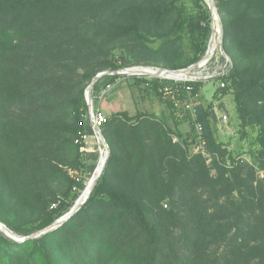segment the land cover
I'll return each instance as SVG.
<instances>
[{
	"label": "trees",
	"instance_id": "16d2710c",
	"mask_svg": "<svg viewBox=\"0 0 264 264\" xmlns=\"http://www.w3.org/2000/svg\"><path fill=\"white\" fill-rule=\"evenodd\" d=\"M177 2L0 0V223L25 239L0 231V264H264V0L217 3L234 63L222 92H234L243 128H260L258 167L220 161L228 151L213 137L211 109L196 108L210 163L160 118L113 113L102 128L110 155L87 201L27 239L69 213L75 202L62 199H79L90 180L77 183L69 169L92 132L83 116L93 79L142 63L185 67L182 36L148 45L180 26ZM119 76L99 78L91 98ZM59 202L67 208L56 215Z\"/></svg>",
	"mask_w": 264,
	"mask_h": 264
},
{
	"label": "rangeland",
	"instance_id": "374dc122",
	"mask_svg": "<svg viewBox=\"0 0 264 264\" xmlns=\"http://www.w3.org/2000/svg\"><path fill=\"white\" fill-rule=\"evenodd\" d=\"M217 3L218 0H178L177 6L182 16L180 26L169 37L162 40L149 41L148 45L156 50L174 37L182 36L184 43L180 55V63L185 66L184 68L193 65V59L199 47L203 45L206 47L205 54L209 48L214 32L215 17L212 13L213 7L216 9L218 14L217 20L223 30L222 18ZM222 32V53L228 55L224 48V31ZM141 65L150 66L143 63ZM141 65L134 67H141ZM155 67L163 68L160 66ZM144 81L141 80L140 76L123 77L121 75L117 77L111 86L99 91L94 100L91 98L95 113H100L105 118L117 112H127L131 116H156L165 122L167 130L173 140L178 139L181 144L194 145L196 143L195 134L198 121L197 118L192 117L191 113L185 107V104L190 101L191 97L185 93L182 87L175 88L169 82H156L155 84L158 87L154 89V84L147 86V83L145 84ZM166 87H170L168 94L165 92ZM199 95L198 98L193 100L195 102V109L197 107H203L211 109V111L215 110L220 116L226 115L228 117L227 121H224L222 118L217 123H212L215 141L222 144L228 151L223 161L219 157L220 161L230 167L234 161L240 159L258 167L255 156L260 149V128L258 126H248L247 128L241 126L234 92L232 90L224 92L217 90V83H214L202 86ZM83 119L85 123H90L92 132H86L81 137V148H84L82 150V160L76 169H69V174L77 183L83 182L87 184V181L91 178L98 166L102 151L106 152L109 148L101 139L99 141L96 139L89 110L84 112ZM188 149L191 150L192 147H188ZM260 174L264 176V172H260ZM77 186L73 188V195L78 194ZM77 200H73L72 198L62 199L68 205H72L74 202L76 203ZM59 205L60 202L54 206L56 215L62 214L67 208L65 204L61 208H59ZM50 217L46 221L50 220Z\"/></svg>",
	"mask_w": 264,
	"mask_h": 264
},
{
	"label": "built area",
	"instance_id": "2783aa9c",
	"mask_svg": "<svg viewBox=\"0 0 264 264\" xmlns=\"http://www.w3.org/2000/svg\"><path fill=\"white\" fill-rule=\"evenodd\" d=\"M212 13L215 17L213 36L205 56L198 63L178 70L141 65V67H133L117 71L119 72L118 75L128 77L140 76L141 80H145L147 86L153 85L156 82L165 81L169 82L175 88L182 87L185 93H187L188 96L191 97L190 101L185 104V107L191 113L192 117L196 119L198 116L197 110L195 109V102L193 100L200 96L199 92L201 87L207 84L217 83V90H224L227 87V82L225 81V79L230 76L234 68L233 61L229 57V55H225L224 53H222L223 30L221 25L218 23V14L214 7L212 8ZM218 28L220 29V31L219 35L217 36L216 31L218 30ZM215 38L219 40V46L216 51L212 52L211 44ZM165 92L166 94H168L170 92V87H166ZM89 116L96 139L98 141L99 139H101L103 143H105L101 128L106 123L107 118H105L100 113H95L94 108L92 107L91 109L90 106ZM219 116L220 115L217 114L218 120L222 118L224 121L228 120V117L226 115L220 116V118ZM82 136L83 135H81V137ZM195 141L196 143H194V145H188L189 148L192 147V149H189V151L192 154H202L204 157L209 159L208 163H210L212 159L207 149V141L204 138L203 126L200 123L196 124ZM174 142L180 143L178 139H174ZM83 149L81 148V151Z\"/></svg>",
	"mask_w": 264,
	"mask_h": 264
},
{
	"label": "water",
	"instance_id": "95a60500",
	"mask_svg": "<svg viewBox=\"0 0 264 264\" xmlns=\"http://www.w3.org/2000/svg\"><path fill=\"white\" fill-rule=\"evenodd\" d=\"M118 74H119V72H112V73L104 72V73H100L99 75H97L93 79L92 83L90 84V86H89V88H88V90H87V92L85 94L87 103H88V105L90 106L91 109H92V106H91V104H92L91 91H92L95 83L98 81V79L101 78V77H103L104 75H118ZM212 118H213V120H214L215 123L218 122V117H217V113H216L215 110L212 111ZM109 155H110V151L108 150L107 151V157H106V160H105V165L107 163V160L109 158ZM105 165H104V167H105ZM104 167L102 169L101 174L103 173ZM101 174L99 175V177L101 176ZM91 192H92V190L89 192V195L91 194ZM88 197L84 200V202L82 203V205L87 201ZM77 204H78V202L75 203L74 207L70 210L69 213L65 214L64 216H62L61 218H59L58 220H56L49 227H47V228L39 231L37 234L29 236L27 239L36 238L37 236H39L41 234H45V233H47L49 231H52V230L58 228L59 226L63 225L65 222H67L81 208V206H78ZM0 225L4 226L2 223H0ZM0 231L3 232L5 235H7L9 238L13 239L14 241H17V242H23V241H25L24 238H19L17 236L11 235L6 229H3L1 226H0Z\"/></svg>",
	"mask_w": 264,
	"mask_h": 264
},
{
	"label": "bare ground",
	"instance_id": "6f19581e",
	"mask_svg": "<svg viewBox=\"0 0 264 264\" xmlns=\"http://www.w3.org/2000/svg\"><path fill=\"white\" fill-rule=\"evenodd\" d=\"M219 31L220 29L218 28V30L216 31V34L217 36L219 35ZM219 46V40L217 38H215L213 41H212V44H211V51H216L217 48ZM102 141V140H101ZM103 142V141H102ZM106 157H107V151H102L101 153V157H100V161L98 163V166L95 170V172L93 173V175L91 176L86 188H85V191L82 193V195L79 197V199L76 201L78 202V206H81L82 203L84 202V200L89 196V192L93 189L97 179L99 178V175L101 174L102 172V169L105 165V160H106ZM74 207V206H73ZM3 229H6L4 226L0 225Z\"/></svg>",
	"mask_w": 264,
	"mask_h": 264
}]
</instances>
